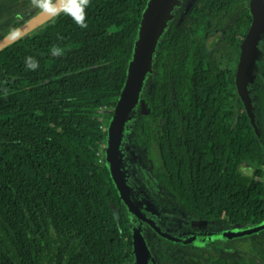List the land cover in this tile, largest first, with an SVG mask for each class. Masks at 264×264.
<instances>
[{"label":"trees","instance_id":"trees-1","mask_svg":"<svg viewBox=\"0 0 264 264\" xmlns=\"http://www.w3.org/2000/svg\"><path fill=\"white\" fill-rule=\"evenodd\" d=\"M0 1L1 16L8 8L6 0ZM149 1L89 0L85 5L80 0L0 52V264L133 263L132 235L105 160L108 130L103 125L112 114H104L105 109H114L127 78ZM202 12L196 14L198 32L206 26ZM81 15L87 27L77 23ZM8 16L0 38L14 27ZM166 42L156 48L145 77L151 75L165 88L163 93L154 89L150 123L156 125L168 163L167 187L191 209L217 219L227 203L221 175L227 171L221 154L224 99L220 88L205 87L203 76L201 87L194 86L189 70L172 64L171 44L177 41ZM201 55L200 48L187 52L186 64ZM29 57L38 63L35 70L28 66ZM170 78L183 86L175 85L174 98L166 95ZM136 105L125 132L132 131ZM148 118H138L135 131H145L150 147ZM195 138L211 141L208 156L216 165L205 187L195 182L193 166H202L193 160L198 158ZM182 146L185 152L177 153ZM230 204L235 206L229 212L239 213L241 206Z\"/></svg>","mask_w":264,"mask_h":264},{"label":"flooded vegetation","instance_id":"flooded-vegetation-1","mask_svg":"<svg viewBox=\"0 0 264 264\" xmlns=\"http://www.w3.org/2000/svg\"><path fill=\"white\" fill-rule=\"evenodd\" d=\"M39 1L41 4L38 5ZM39 1L36 4L34 0H18L17 4L14 0H6L8 11L2 12L0 19L9 15V19L15 20L10 27H16L40 11L41 6L50 0ZM252 2L191 0L192 6L182 14L179 24L175 21L179 12L176 10L174 19L168 21L159 38L156 46L158 50L164 40L168 41L166 44H171V40L177 41L171 44L175 46L172 64L182 65L189 70L188 77L194 86L201 87L203 76L209 91L221 89L224 99L221 154L225 158L224 168L229 172L221 173L227 203L223 204L226 209L220 218L213 219L199 214L172 194L165 179L170 175L168 163L157 139L156 125L154 121L150 123L151 118H155L152 115L155 108L154 89L157 86L158 91L163 93L165 88L155 84L154 78L148 74L140 95H145L147 103L144 114H141L149 117L147 122L152 127L153 142L150 147L147 145L145 131H141L142 145L148 150L150 163H141L134 171L132 161L136 160L130 150L127 151V164L122 162L130 198L144 219L132 213L120 198L132 239L138 230L146 242L149 254L145 264H264V230L252 232L264 222V209L261 208L264 206V26L256 39L250 62H242L245 42L255 22ZM262 6L264 9V0ZM14 10L17 14L10 15L9 12ZM200 11L205 16L203 32L197 30L199 21L196 14ZM3 22H0V27ZM186 29L189 30L188 35L185 34ZM199 48L202 58L186 64V53L195 54ZM175 85L182 86L170 78L166 95L171 98L176 95ZM140 99L139 96L138 104ZM138 112L140 105L129 124L134 126V130L125 132L124 129L120 144L122 157L124 146L130 142L129 134L136 132ZM158 118L163 128L164 116ZM192 143L198 157L193 160L202 165L193 166L198 172L195 182L205 187L206 183L210 184L207 180L210 179L213 167H216L208 156L211 141L195 138ZM180 152H185L183 146L177 149V153ZM229 155L233 156L230 161ZM130 172L136 174L144 191L140 192L137 184H131ZM204 187H200L199 191L204 190ZM230 203L241 206L239 213L233 215L229 212L228 207L235 206ZM244 206H254L255 210L251 213ZM112 207L118 206L113 204ZM206 235H223L224 238L198 244ZM186 236H189L186 239L188 241L183 239Z\"/></svg>","mask_w":264,"mask_h":264},{"label":"water","instance_id":"water-1","mask_svg":"<svg viewBox=\"0 0 264 264\" xmlns=\"http://www.w3.org/2000/svg\"><path fill=\"white\" fill-rule=\"evenodd\" d=\"M80 0H53L43 9L28 18L20 25L11 29L7 34L0 38V52L18 40L31 34L33 31L42 27L54 17L69 9ZM177 3V0H150L142 16L141 27L136 41L133 58L129 63L127 78L121 90L120 96L114 109L108 108L104 113L112 112L108 126V138L105 145L106 162L108 163L112 179L117 187L120 198L125 202L132 213L142 220V217L133 201L130 198V189L125 182L124 170L122 168L120 144L122 130L125 122L129 118L131 110L138 102L144 78L152 68V60L155 54L159 38L166 26L169 12ZM252 13L254 15V26L250 32L244 46L243 60H251L254 46L258 34L264 26V9L262 0H253ZM103 112V111H101ZM264 230V222L252 232ZM248 234V233H247ZM223 235H206L202 244L207 240L223 239ZM135 264H145L149 251L142 234L136 230L133 237Z\"/></svg>","mask_w":264,"mask_h":264},{"label":"rangeland","instance_id":"rangeland-1","mask_svg":"<svg viewBox=\"0 0 264 264\" xmlns=\"http://www.w3.org/2000/svg\"><path fill=\"white\" fill-rule=\"evenodd\" d=\"M38 1L39 0H34V3L37 4ZM190 1L191 0H177V3L174 6H172V8L169 12V17L166 21V25H167L169 20L174 19V16H175L174 11H176V10H179V12L177 13L178 15L176 16L175 21L179 24V22L182 20V14L186 13L190 9V7L192 6L190 4ZM39 4H41L40 1H39L38 5ZM175 6H179V7L174 8ZM140 98H141L139 101L140 112H138L139 115L137 114L138 118H141L142 114H144V111L146 110V104H147L145 95H142V96L140 95ZM96 112H98V111H96ZM104 114H106V113H104ZM105 116H107V115H105ZM109 121H110V119L108 120V122H105V125H103L104 130H108ZM124 128H125V125H124L123 130H122V136H123ZM133 130H134V126L132 127V131ZM128 137H129L130 142H127V143L125 142L126 146H124L125 149L123 151V157L121 156V160L123 163L126 162V164H127V162H128V156H127L128 152L127 151L130 150L133 154V159L136 160V161H132V163L134 165L133 170L136 171L139 164L150 163L149 157H148V150H146L144 145H142V132H138V134L136 132H134L132 134V132H131ZM123 166L124 165L122 164V168H123ZM130 174H131V178H130L131 184H137L139 187L138 188L139 191L140 192H142V190L144 191L143 185L141 182L139 183V179L136 177V174H134L133 172H130ZM128 180H129V174H128ZM133 193L134 192L132 191V194ZM112 208L116 212V208L115 207H112ZM188 237L189 236L183 237V239L186 240ZM186 241H188V240H186Z\"/></svg>","mask_w":264,"mask_h":264},{"label":"clouds","instance_id":"clouds-1","mask_svg":"<svg viewBox=\"0 0 264 264\" xmlns=\"http://www.w3.org/2000/svg\"><path fill=\"white\" fill-rule=\"evenodd\" d=\"M89 2V0H82V3L83 4H87ZM84 16L81 15L78 20H77V23L81 26V27H87L86 24H84ZM53 53L54 54H59V51L57 49H53ZM28 66L32 69V70H35L37 67H38V63L33 61L31 57L28 58Z\"/></svg>","mask_w":264,"mask_h":264}]
</instances>
